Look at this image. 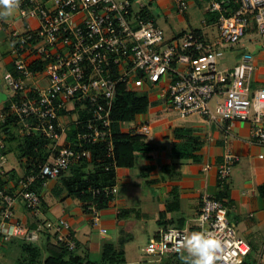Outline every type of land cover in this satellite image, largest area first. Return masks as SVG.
I'll use <instances>...</instances> for the list:
<instances>
[{"label":"built area","instance_id":"obj_1","mask_svg":"<svg viewBox=\"0 0 264 264\" xmlns=\"http://www.w3.org/2000/svg\"><path fill=\"white\" fill-rule=\"evenodd\" d=\"M175 3L178 13L189 11L186 0ZM230 6L229 12L219 1L209 4L210 14L215 16L211 26L218 32L216 40L191 31L168 40L162 28L144 18L143 6L136 10L135 0H18L12 20L0 17V27L8 30L13 57V70L4 76L12 100L7 109H0V123L12 118L20 136L40 135L50 142L48 160L23 177L14 192L0 183V240L38 242L41 232L48 231L58 242L75 249L68 220L41 219L37 229L29 231L15 220L14 211L20 201L39 220L42 199L34 186L41 183L45 188L72 165L92 161L86 146L103 145L107 158L115 160L112 116L121 85L131 91L136 85L146 90L159 87V96L182 118L198 115L208 126L221 127L226 151L217 181L220 190L229 185L240 161L228 148V141L234 138L233 124L251 121L252 137L264 147V88H251L256 68L253 53L242 51L228 69L219 68L218 60L225 49H235L251 31L264 41V0H232ZM203 23L208 25L207 20ZM39 74L47 79L44 89L29 86ZM71 103L88 116L73 121L81 126L73 144L68 141V127L61 122L62 111L67 112ZM136 121L127 132L150 136L151 126L136 125ZM112 165L116 167L115 162ZM101 193L115 197L118 189L97 191ZM90 214L98 224L101 212L92 207ZM229 214L224 201L203 197L195 232L218 242L214 264H246L252 248L238 235ZM191 234L189 228L161 229L142 252L158 262L183 255L187 252L184 240Z\"/></svg>","mask_w":264,"mask_h":264},{"label":"crops","instance_id":"obj_2","mask_svg":"<svg viewBox=\"0 0 264 264\" xmlns=\"http://www.w3.org/2000/svg\"><path fill=\"white\" fill-rule=\"evenodd\" d=\"M147 1L148 4H143L141 0H135V8L138 5L137 11L143 6V11L159 27L156 16L163 14L165 21L174 25L171 13L177 11L175 0ZM154 1L157 4L155 9L150 7ZM186 1L192 9L202 12L204 17L199 22L200 26L192 27L193 16L189 14L186 17L187 12L186 18L181 20L185 23L186 29L173 33L174 36L170 40L190 31L199 32L209 40H216L215 27L211 26L215 16L209 12V4L213 0ZM230 5L225 4L229 12L232 10ZM204 20L208 21V25L203 23ZM252 38L242 41L239 47L243 51L249 50L254 55L256 68L251 88L257 90L264 88V41L253 42ZM254 47L259 49L256 50ZM236 49L237 47L232 52ZM12 61L13 57L9 52L5 58L6 72L11 70ZM236 61L237 56L235 63ZM230 67L233 66H226L223 69ZM28 83L29 86H39L43 89L48 84L43 74H39ZM148 98L151 102L149 111L139 116L135 124L151 126L150 136H140L153 150L149 153H138V161L136 159L135 167L132 169H117L115 186L118 193L110 207L101 211L98 224H94L91 214L85 212L83 203L70 198L64 189V179L71 174L48 182L41 192L46 206L44 210L42 209L43 215L39 221L68 220L81 256L89 255L91 259L95 256L97 258L95 261H100L104 246L109 244L124 251L126 264H129L128 256L138 248L139 242L147 238L145 242L148 243L161 229L189 228L194 233L203 197L218 198L221 195L217 173L226 151L223 129L216 125L208 126L205 119L198 115L182 118L179 111L157 92L151 93ZM11 100V92L2 91L0 109H6ZM80 112L77 105L71 103L68 105L67 113L61 115V122L68 127L69 133L74 126L73 121L77 120ZM130 124L134 127V122ZM124 128L122 124L123 131L129 133ZM252 130L251 121L233 124L234 138L228 141V148L240 161L235 166L227 186L228 195L223 199L230 211L229 218L235 224L237 232L239 231V236L250 244L251 254L260 252L263 247L255 246L251 240L264 234V195L261 192L264 187V147L254 141ZM21 141L22 136L19 135L18 128L14 129L11 135L0 132V179L8 181V188H17V183L25 176L27 160L21 156ZM8 154H16L20 163L19 170L14 167L5 169L11 164ZM59 190L62 191L58 193ZM174 203L178 207L170 211L169 208ZM14 213L15 220L25 225L32 224L37 219L32 218L24 210L20 201ZM183 255L184 258L180 259L182 261L169 260L167 264L183 262L187 264L186 257H191L188 252Z\"/></svg>","mask_w":264,"mask_h":264},{"label":"trees","instance_id":"obj_3","mask_svg":"<svg viewBox=\"0 0 264 264\" xmlns=\"http://www.w3.org/2000/svg\"><path fill=\"white\" fill-rule=\"evenodd\" d=\"M218 1L223 5L232 3V0ZM143 13L144 18L151 19L145 11H143ZM4 29L7 30L6 27H4ZM12 70L13 67L10 71ZM8 106H6V109ZM150 106L151 102L147 96L138 95L134 91L128 90L126 85H121L114 102L112 116L115 160L107 158V153L103 145H89L86 146V149L92 152V161H85L78 165H72L67 173L61 175L60 178L71 174L67 179H64V189L68 192L70 198L77 199L83 203V208L86 213H90V208L92 207L100 212L108 209L115 197L106 196L103 193L97 194V191L108 187H116L117 169H132L135 167L138 153H149L153 150L152 147L145 142L143 137L125 133L122 129V124L132 123L136 121L139 116L147 114ZM65 113L67 112L62 111L61 115ZM87 117L86 112H80L78 118L84 120L87 119ZM17 127V122L11 118L5 124L0 123V132L11 135L13 130ZM80 130V125H74L72 131L68 133V141L72 142V144L75 143V134ZM49 145L50 142L40 135L22 137L21 156L27 160L24 177L38 171L39 165L48 160L50 153ZM113 162L116 163V167L112 165ZM108 167L109 170H107ZM0 183L3 187L8 186V181L4 179H0ZM42 188L41 183H37L34 186V189L37 190L40 195ZM9 189L11 192L16 190L15 187ZM227 190L228 187L221 190V195L216 199L223 201L224 197L228 195ZM60 191L62 190H59L58 193H60ZM261 192L264 195V187ZM41 199L42 209L44 210L46 205L44 204L43 197H41ZM177 207L176 203H174L173 206H170L169 210L174 211ZM24 210L32 218L36 219L25 208ZM40 223L41 221L36 219L32 224L26 226L29 231L36 230ZM40 236L41 238L38 242H29L20 238H12L6 241L0 240V251L3 249L6 256L12 258L16 249L20 250L18 257L14 261L12 260V264H126L125 252L119 250L114 245H105L101 260L95 261L92 260L89 255L81 256L79 254L75 239V249L70 250L65 243L58 242L56 235L48 231L41 232ZM181 258H184V255L172 256L171 259L174 261H182L180 260ZM191 259L192 258L186 257V263L190 264ZM182 264H185V262Z\"/></svg>","mask_w":264,"mask_h":264},{"label":"rangeland","instance_id":"obj_4","mask_svg":"<svg viewBox=\"0 0 264 264\" xmlns=\"http://www.w3.org/2000/svg\"><path fill=\"white\" fill-rule=\"evenodd\" d=\"M141 3L143 4H148L149 2L147 0H141ZM136 10L138 9V5H136ZM157 6L156 2H152V5L150 7H152L153 9H155ZM17 12H13V14L11 16H9L8 20H12L13 16L16 15ZM173 15V24H168L165 20V15H158L156 16L157 20H159V25L160 27L165 31L166 34V39L170 40L175 33H177L178 30L180 29H186V25L183 21L186 17H188L189 14H191L193 16V20L194 23L192 24V27H198L200 26L199 22L203 19L204 15L202 14V12H199L197 9H192L191 7L189 8V11L187 13V16L185 17V15L178 13L177 11H174L171 13ZM176 25V26H175ZM174 33V34H173ZM216 35H218V32L216 31ZM250 36H247L243 39L247 40L250 37H253V42H262V40L260 39V37L258 36V34L256 33V31H251ZM241 45V43L237 46V49L235 50V52H232L229 49H225V54L223 57L219 58V68L223 69L226 68V66H230V65H234L235 64V57L242 53V48L239 47ZM256 50L259 49V47H254ZM11 49V43L9 40V35H8V30H5L4 28L0 27V101L2 98V91L5 93H8L9 90H7L6 85H5V81H4V76H5V72H6V67H5V58L8 57L9 52ZM254 49V50H255ZM134 92L137 93L138 95H145L147 97H149V95L153 92H157L159 93L161 91V88L159 87H155L152 86L149 90H146L144 88H142V86L136 85L134 87ZM1 104V103H0ZM125 128L124 130L127 132L128 130H130V128L133 126V124L130 123H126L124 124ZM8 159L10 160V165L6 166L5 169H10L11 167L16 168L17 170L20 169L19 166V160L18 157L16 156V154H8ZM8 160V161H9ZM138 161V158H137ZM44 189L42 188L43 192ZM56 198V197H55ZM49 199V198H48ZM43 208V206H42ZM238 235H239V231H238ZM241 237V235H240ZM242 239H245L243 237H241ZM147 238H145L146 241ZM246 240V239H245ZM145 241H140L139 242V246L138 248H136L135 251L130 252L129 257V264H141V261L143 264H153L156 263L158 261H156V259L152 258V257H147L144 255V253L142 252V249L146 246L147 242ZM254 241V245H262L260 252L258 253H252L248 259L246 260V264H264V234L261 236H258V238H253ZM137 247V246H136ZM20 253V250H17L14 252V256L12 258H8V256H6L5 251L2 249L0 251V264H12V260L14 261L17 257L18 254ZM92 259H97L95 256L92 257ZM169 260H173L170 257H164L160 262H158L159 264H167Z\"/></svg>","mask_w":264,"mask_h":264},{"label":"clouds","instance_id":"obj_5","mask_svg":"<svg viewBox=\"0 0 264 264\" xmlns=\"http://www.w3.org/2000/svg\"><path fill=\"white\" fill-rule=\"evenodd\" d=\"M18 6V0H0V17H9ZM184 247L192 258L190 264H214L218 242L211 236L192 233L184 240Z\"/></svg>","mask_w":264,"mask_h":264},{"label":"bare ground","instance_id":"obj_6","mask_svg":"<svg viewBox=\"0 0 264 264\" xmlns=\"http://www.w3.org/2000/svg\"><path fill=\"white\" fill-rule=\"evenodd\" d=\"M46 143V142H45Z\"/></svg>","mask_w":264,"mask_h":264}]
</instances>
